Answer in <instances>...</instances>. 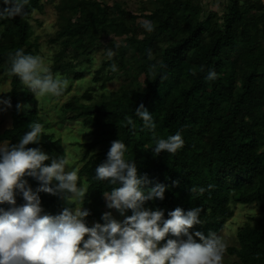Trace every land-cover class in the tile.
I'll return each instance as SVG.
<instances>
[{
  "label": "trees",
  "instance_id": "obj_1",
  "mask_svg": "<svg viewBox=\"0 0 264 264\" xmlns=\"http://www.w3.org/2000/svg\"><path fill=\"white\" fill-rule=\"evenodd\" d=\"M72 2L58 0L54 5L57 30L49 40V45L61 50L51 61V70L69 81L62 95L72 81L81 83L91 75V54L101 47L100 42L117 32L121 39L120 44L109 43L118 55L91 75L89 97L86 92L72 96L59 107V122L55 123L57 128L66 125L68 131L75 122L87 129L88 140L71 142L72 149L80 153L78 186L87 188L81 205L89 212L84 218L86 226L105 224V213L119 222L132 215L131 210L124 215L116 210L114 218L112 208L107 207L104 194L121 187L119 181L95 179L96 167L106 161L111 143L119 139L138 176L146 177L142 190L165 187L163 200L146 201L143 208L163 210L164 219L177 207L185 212L202 209L201 224L190 229L191 233L201 231L207 236L212 231L222 239L235 206L255 205L260 216L238 227L223 264H264V0H226L221 14L207 15H203L200 0H147L140 14L99 0ZM10 6L0 0V9ZM42 7L41 0H29L23 16L0 20V81L8 80L10 87L1 98L11 105L4 104L11 124L0 133V143L9 146L19 144L32 121L46 127L40 100L19 77L9 75L8 61V53L17 49L35 55L30 19ZM139 19L152 21L154 31L146 32ZM113 63L116 73L110 70ZM209 70L218 74L215 80L205 79ZM116 77L122 84L104 93L105 84ZM18 104L29 107L18 110ZM140 104L152 114L159 138L181 132L184 145L175 154H153L152 133L142 130L143 122L135 115ZM125 116L133 118L135 129L126 126ZM61 139L43 132L38 143L25 147L54 153ZM44 164L50 165L48 161ZM24 179L33 192L40 187L36 179ZM208 185L213 187L208 189ZM49 186L56 187L52 182ZM194 186L208 190L193 194ZM37 195L41 215L56 216L67 208L62 202L66 193ZM15 201L16 207L26 203L18 190ZM9 207L0 204L5 210ZM167 239L175 237L166 236L158 246Z\"/></svg>",
  "mask_w": 264,
  "mask_h": 264
},
{
  "label": "clouds",
  "instance_id": "obj_2",
  "mask_svg": "<svg viewBox=\"0 0 264 264\" xmlns=\"http://www.w3.org/2000/svg\"><path fill=\"white\" fill-rule=\"evenodd\" d=\"M3 3L11 6L0 9V20L23 16L29 0H3ZM141 27L152 32L155 25L150 20H143ZM114 55L111 49L107 51L109 59ZM8 61L9 75L19 77L36 97H59L69 86L68 79L54 75L51 67L38 55L17 49L8 53ZM110 70L118 72L116 64L113 63ZM217 75L209 70L205 79L212 81ZM3 103L11 106L7 100ZM22 107L29 106L17 105L18 110ZM135 115L143 122L142 130L152 133L154 155L162 151L175 154L183 147L180 131L166 139L156 135L153 116L143 104L136 108ZM124 119L126 126L136 128L131 116ZM28 127L30 131L19 144L0 146V204L12 206L7 210L0 208V264H223L227 246L221 237L212 231L207 236L201 231H189L201 224L200 207L187 212L177 207L168 212L167 219H164L163 210L143 208L146 201L163 200L165 187L157 185L147 192L142 190L146 177L138 176L135 164L126 159L125 143L119 139L111 143L106 161L96 167L95 179L119 181L121 187L104 194L107 207L115 208L121 215L131 210L132 215L118 222L105 213V224L86 226L84 218L89 212L82 210L81 205L87 188L78 186V170H68L65 157L52 159L50 165H45L44 162L50 159L47 154L40 148L25 147L39 142L44 126L32 121ZM25 176L40 182L36 192L28 186ZM53 180L59 182L55 188L49 186ZM212 187L208 185V189ZM208 189L194 186L190 191L203 195ZM17 190L26 202L19 207L15 206ZM39 192L67 193L66 198L76 207L74 210L65 208L56 216L41 215ZM168 235L175 239H167L163 246H158Z\"/></svg>",
  "mask_w": 264,
  "mask_h": 264
},
{
  "label": "rangeland",
  "instance_id": "obj_3",
  "mask_svg": "<svg viewBox=\"0 0 264 264\" xmlns=\"http://www.w3.org/2000/svg\"><path fill=\"white\" fill-rule=\"evenodd\" d=\"M75 0H73L74 2ZM101 3L106 4L108 6H113L114 4L120 5L122 9L130 12L131 14H140L142 12V6L148 4L147 0H99ZM58 2V0H41L43 7L39 10H35L32 13L30 24L32 27V35L31 41L36 42L37 51L35 55L42 57L45 65L50 66L52 60H56L60 54L61 50L58 45H49V40L54 36V33L57 30V13L55 11L54 5ZM72 2V4H73ZM226 0H200V6L203 9V15H207L210 12H216L218 14L222 13L223 6L225 5ZM113 14H111L112 16ZM117 20L120 18L117 17ZM143 21L142 19H139ZM118 32L116 35H109L102 42H100V48L95 50L92 54V63L90 72L91 75L97 70L101 64L105 61L110 60L107 57V51L111 49L114 51L115 55L111 58H115L118 55V52L114 50L111 44V41L116 43H121V39L118 37ZM119 68H123L124 64H119ZM91 75H87L85 80L81 83L72 81L69 91L64 95L59 97H38L39 104L41 106V114L45 117L46 127L44 128V133H54L55 137L63 138L61 139L62 143L59 144V151L54 153H46L50 159L47 160L51 163L52 159H59L65 157L68 161V170L77 169L79 164L78 161L80 159V153L72 149L71 142L75 141H86V132L87 129H82L78 122L73 123L70 126V131L65 130L67 128L66 125L62 128H57L55 126L58 121L59 115V107L69 101L72 96H80L81 94L86 92L85 97L88 98L89 94L87 89L91 86L90 78ZM122 84V80L112 79L111 81L105 84V89L102 90L104 93H108L111 91L117 90V88ZM9 81L1 80L0 81V133L4 131L6 128L10 127L11 119L8 111L4 108V99L1 98V95L8 92L9 90ZM7 145V143H0V146ZM67 170V169H66ZM52 183L57 186L58 181L53 180ZM67 194V193H66ZM69 195V194H68ZM67 195V196H68ZM65 196L62 200L63 205L67 207L69 210H74L76 205L71 203ZM111 214H113L114 218H117V212L115 208H112ZM233 218H231L226 223V228L223 231L222 239L226 243V246H230L234 244L235 233L239 226L250 222L253 218H257L260 216L259 210L255 205H236L233 210ZM119 222V219H118ZM226 247V248H227Z\"/></svg>",
  "mask_w": 264,
  "mask_h": 264
}]
</instances>
